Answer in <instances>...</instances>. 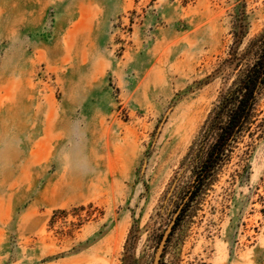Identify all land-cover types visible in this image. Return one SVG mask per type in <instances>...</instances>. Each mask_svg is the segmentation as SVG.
<instances>
[{"label":"rangeland","instance_id":"rangeland-1","mask_svg":"<svg viewBox=\"0 0 264 264\" xmlns=\"http://www.w3.org/2000/svg\"><path fill=\"white\" fill-rule=\"evenodd\" d=\"M263 29L264 0H0V264H152L225 60ZM258 132L160 264H264Z\"/></svg>","mask_w":264,"mask_h":264},{"label":"trees","instance_id":"trees-1","mask_svg":"<svg viewBox=\"0 0 264 264\" xmlns=\"http://www.w3.org/2000/svg\"><path fill=\"white\" fill-rule=\"evenodd\" d=\"M244 34L234 35L240 38ZM225 63L226 67H234V79L220 93L181 162L182 175L190 173V177L186 183V198L179 206L182 208L166 245L185 207L216 181L245 137H254L259 130L260 135H264V119L261 118L264 112L260 110V100L264 96V29L241 53L232 49ZM178 188H174V194Z\"/></svg>","mask_w":264,"mask_h":264},{"label":"water","instance_id":"water-1","mask_svg":"<svg viewBox=\"0 0 264 264\" xmlns=\"http://www.w3.org/2000/svg\"><path fill=\"white\" fill-rule=\"evenodd\" d=\"M181 208H182V206L175 213L171 223L169 224L168 228L166 229L165 233L163 234V237H162L161 242L159 244V247H158V249L156 251V254H155V257H154V260H153L152 264H160V260H161L164 248L166 246L167 240H168L169 235H170V233L172 231V228H173V226L175 224L176 218H177V216L180 213Z\"/></svg>","mask_w":264,"mask_h":264}]
</instances>
